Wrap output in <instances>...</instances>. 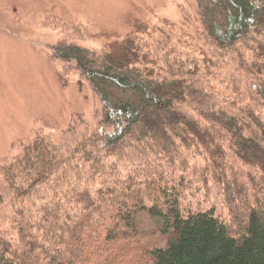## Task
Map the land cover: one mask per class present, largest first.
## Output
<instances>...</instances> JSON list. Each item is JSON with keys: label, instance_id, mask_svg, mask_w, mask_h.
I'll return each instance as SVG.
<instances>
[{"label": "trees", "instance_id": "1", "mask_svg": "<svg viewBox=\"0 0 264 264\" xmlns=\"http://www.w3.org/2000/svg\"><path fill=\"white\" fill-rule=\"evenodd\" d=\"M187 1L240 98L168 54L150 70L136 39L52 46L101 110L0 157V264H264V0Z\"/></svg>", "mask_w": 264, "mask_h": 264}, {"label": "rangeland", "instance_id": "2", "mask_svg": "<svg viewBox=\"0 0 264 264\" xmlns=\"http://www.w3.org/2000/svg\"><path fill=\"white\" fill-rule=\"evenodd\" d=\"M192 4L187 0H0V157L17 154V142L28 135L61 132L70 126L81 133L85 128L80 122L92 123L101 110L80 75L53 58L52 46L66 38H76L90 50L109 49L115 58L122 55L128 40L136 39L143 66H161L157 56L168 54L197 65L206 86L223 98L239 99L238 88L244 86L237 82L238 70L233 64L224 66L197 35L190 21ZM65 24L80 26L81 37L66 32Z\"/></svg>", "mask_w": 264, "mask_h": 264}]
</instances>
